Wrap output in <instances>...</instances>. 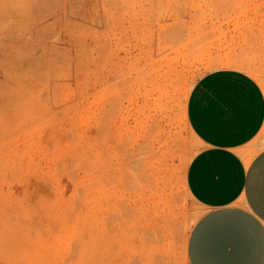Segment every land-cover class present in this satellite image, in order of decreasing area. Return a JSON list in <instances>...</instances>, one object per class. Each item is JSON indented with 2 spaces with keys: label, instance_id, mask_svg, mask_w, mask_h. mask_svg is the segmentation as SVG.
<instances>
[{
  "label": "rangeland",
  "instance_id": "1",
  "mask_svg": "<svg viewBox=\"0 0 264 264\" xmlns=\"http://www.w3.org/2000/svg\"><path fill=\"white\" fill-rule=\"evenodd\" d=\"M261 7L0 0V264H188L187 99L221 67L264 84Z\"/></svg>",
  "mask_w": 264,
  "mask_h": 264
},
{
  "label": "crops",
  "instance_id": "2",
  "mask_svg": "<svg viewBox=\"0 0 264 264\" xmlns=\"http://www.w3.org/2000/svg\"><path fill=\"white\" fill-rule=\"evenodd\" d=\"M249 14H258L261 51L264 7ZM187 119L200 147L185 181L204 210L188 236V264H264V84L242 68L210 70L191 88Z\"/></svg>",
  "mask_w": 264,
  "mask_h": 264
}]
</instances>
